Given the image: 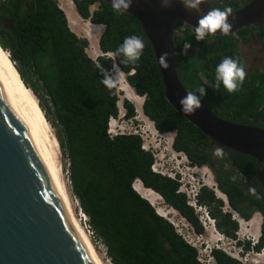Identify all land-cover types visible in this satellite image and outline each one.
Returning a JSON list of instances; mask_svg holds the SVG:
<instances>
[{
    "label": "trees",
    "instance_id": "obj_1",
    "mask_svg": "<svg viewBox=\"0 0 264 264\" xmlns=\"http://www.w3.org/2000/svg\"><path fill=\"white\" fill-rule=\"evenodd\" d=\"M77 13L105 31L99 40L104 56L91 59L86 39L75 35L67 24L57 0H5L0 5L6 17L12 18V31L0 23V47L8 51L23 85L37 100L63 158L67 159L70 196L84 214L92 237L106 250L111 264H201L197 250L187 243L154 207L133 189L140 181L145 189L159 195L163 203L183 218L197 235L204 229L179 183L151 171V153L142 149L138 135L108 134L110 119L119 115L120 93L112 85L101 83V69L118 65L133 92L144 98L142 113L159 134L174 133L172 148L185 154L192 167H208L214 173L218 191L226 197L228 208L244 221L255 213L262 216L261 235L254 245L237 239L238 223L225 211V204L215 191L199 189L198 205L204 207L214 221L216 231L233 240L245 251H264V192L258 182V163L251 157L229 150L223 157L214 154L218 146L165 99L164 87L150 45L140 24L130 15L114 12L108 4L95 0H72ZM98 3V10L90 7ZM1 18V15H0ZM178 20L175 30L181 29ZM182 31V30H181ZM131 35L142 37L145 48L136 64L122 63L117 49ZM177 49L192 45L195 35L185 27L182 35L174 34ZM232 45L235 46L234 40ZM213 45V44H212ZM214 46H217L214 44ZM205 52V53H204ZM204 57H179L176 51L177 75L185 89L192 92L203 86L201 103L213 115L237 125L264 128L259 120L264 115V74H258L261 85L250 90L244 81L236 92L217 87L216 66L226 57L240 62L234 50L202 49ZM110 56V57H108ZM113 58V59H112ZM203 72L199 73V70ZM210 75L212 87L204 84ZM263 79V80H262ZM196 95H200L199 92ZM255 100V106L253 105ZM126 119L135 116L132 104L124 100ZM218 165L213 171L212 165ZM72 200V198H71ZM215 264H243L220 249L211 250Z\"/></svg>",
    "mask_w": 264,
    "mask_h": 264
},
{
    "label": "water",
    "instance_id": "obj_2",
    "mask_svg": "<svg viewBox=\"0 0 264 264\" xmlns=\"http://www.w3.org/2000/svg\"><path fill=\"white\" fill-rule=\"evenodd\" d=\"M95 1L112 7L111 0ZM211 9L207 0L199 11L186 8L179 0H173L168 7L159 0H133L129 13L125 14L140 24L159 70L167 102L218 146L253 158L258 163L256 174L264 192L263 128L220 119L202 103L192 115L181 111L180 101L190 91L177 75L175 25L181 20L182 28L195 29L198 20ZM229 22L233 29L228 35H234L240 27L264 26V0H254L232 13ZM219 35L224 34L218 30L211 36ZM164 53L168 54L167 58L162 57ZM0 264H93L60 201L48 150L33 122L13 97L1 71Z\"/></svg>",
    "mask_w": 264,
    "mask_h": 264
},
{
    "label": "rangeland",
    "instance_id": "obj_3",
    "mask_svg": "<svg viewBox=\"0 0 264 264\" xmlns=\"http://www.w3.org/2000/svg\"><path fill=\"white\" fill-rule=\"evenodd\" d=\"M57 3H58V6L61 7V9L63 10L64 14H67V15L70 11L69 9L74 8L72 0H57ZM97 8H98V5L95 4L92 6L91 10L94 11ZM73 10H75V8ZM67 24H68V27L70 28V30L75 35H77L78 37L83 38V39H85V38L89 39V46H88L86 52L90 58H92L93 60H96L101 55V52L98 49V40L100 39V36H99V32L97 30H95V28H94L95 26H93V24H91L88 20H85V19L79 17L78 15L77 16L76 15L71 16V14L68 15ZM96 56H97V58H95ZM122 77H123V81L126 83L125 76L123 75ZM119 79H120V77L118 76V74H115L113 86L120 93L119 102H118L120 114L118 115L116 120H113L111 122V125H110L111 135L114 136L116 134H121V133L128 134V133H133L135 131V132H138L143 138H146V136L149 138L148 135H146V136L143 135L145 128H147V130L148 129L152 130V131H150V135H151V138L153 137V139L149 138L148 141H152L151 147L154 148L153 152L154 151L157 152L159 162L161 164L164 163V165L166 167V169H164V172H166V174H172L170 172V170L173 169V167H175L173 158L177 159V154L184 157L183 154L179 153V152H175L173 150V148L171 147V144H170L171 141L169 139V136H167V135L159 136L160 135L159 133H157L158 135H156V133H155L156 130L154 129L153 123L149 119H147L145 116H143V114L140 110V107H142V101H141L142 98L136 96L134 94V92L132 91V89L129 87L127 89L130 91V93H132V95H135L134 97H136L138 101L132 102L129 100V102L132 104L133 111L135 114L133 121H128V119L125 118V116H124L125 115V109L123 108V101L127 100V98H126V93H124L123 91L120 90V88L123 87V85L121 84ZM151 123H152V125H151ZM49 128L52 131L51 133L54 137V130L50 126H49ZM55 154L57 155L56 156L57 164H58V166H60V169L62 168L61 169L62 177H64L63 181L67 185V187L69 188V186H70V182L68 180L69 175H68V172L66 171L67 167H68V162H67V159L63 158L58 143L56 145ZM172 155H174L175 157L172 158ZM60 162H62V163H60ZM183 163L186 164L187 162L184 160ZM191 174H194L193 178L196 182H200V183L203 182V183H206L208 185H211L212 187L214 186L212 184H215L214 174L208 167H206L204 169V171L202 169H198V170L196 169L192 173L190 172V175H189L190 177L192 176ZM189 181L190 180L188 179V182ZM217 195L219 197L225 198L223 196L224 194L222 195V193L219 194V192H217ZM71 198H72L71 201H72L73 207H74V212H75L76 216H78L80 218V216L78 215V209H77L78 205L76 204L74 197L71 196ZM157 208L159 210L161 209L163 211H166V214H164L165 216L163 215L164 216L163 218H165L168 222H172L176 226L175 230H177L179 235L186 242H188L191 246L196 248L197 253L199 255V259L202 262L205 263L206 261H208L206 256L211 250L220 249V250L224 251L226 254L230 255L231 257H234L237 260L241 261L243 264H264V251H261L259 253H255L252 251H250V252L245 251L244 249L239 247L235 241L227 239V238L223 237L221 234H219L215 230V227L213 229L207 222H205V226H204V222H203L204 217H202V214H198V217H199L198 219H199V221L201 220L200 223L204 229V232L202 235H197L192 230V228L189 226V224L187 222H185L179 216V214L177 212L173 211L174 213H172V212H170L171 214L168 213L169 211H172V210H170L163 203V201H161V203L157 204V206L154 207V209L158 212ZM224 210L225 211L227 210V212L230 213L232 215V217H235L234 219H238V221H240V217L237 216V214L235 212L231 211L228 208V205L225 206ZM158 214H160V213L158 212ZM259 216H260L259 214L255 213L249 221L239 223V225H238L239 230L237 233V238L240 242H248V240H252L253 238H255V239L257 238V236L259 235V233H258L259 224L261 225V216L260 217ZM82 224H83V222H82ZM87 234H88L91 242L93 243V246L95 247V250L97 251V254L99 255V257L103 261V263L104 264H111L107 258L105 247L100 242H98L96 239H94V237H92L91 233L89 234L87 232ZM250 235H252V236L249 237Z\"/></svg>",
    "mask_w": 264,
    "mask_h": 264
},
{
    "label": "clouds",
    "instance_id": "obj_4",
    "mask_svg": "<svg viewBox=\"0 0 264 264\" xmlns=\"http://www.w3.org/2000/svg\"><path fill=\"white\" fill-rule=\"evenodd\" d=\"M159 2L161 3L162 6L168 7L173 2V0H159ZM179 2L182 3L188 9L199 11L200 5L202 3H205L206 0H179ZM95 4L98 5V3H94L93 5H95ZM111 4H112V8H113L114 12H116L117 14L123 15L125 13H129V9L133 5V0H111ZM93 5H91V7H90V11L91 12H94V11L98 10V8H97L94 11H92L91 9H92ZM73 6H74L75 10H73L74 8L73 9L70 8L69 9L70 11H69L68 15L71 14L72 16H74V15H76V16L78 15L79 16V14L77 13V10H76L74 2H73ZM59 8L61 9V7H59ZM231 13H232V10L230 8H225V9L213 8L210 11H208L206 15H203L198 20V23L195 26V39L197 41H204L206 37H209V36L217 33L218 30H219L220 33H222L224 35L230 34L232 32V29H233V24L229 22V17L231 16ZM68 15L65 14L66 19H68ZM91 24H93V23H91ZM93 26H95L94 28H95V30H97L99 32V36L101 38V36L103 35V33L105 31V26L102 25V24H93ZM85 39L87 40V42L89 44V39L88 38H85ZM99 40H98V49H99ZM189 46H190L189 44H185V48H187ZM144 48H145V43H144L142 37L137 36V35H131V36L126 37L124 39L122 45H120L118 47L117 55L119 56V55L123 54L124 60L122 61V63L136 64L140 60V58H141V56L143 54ZM167 55H168L167 53H164L162 57L163 58H167ZM164 66L166 67L167 65L165 64ZM120 71H121L120 67L118 65H115V64L113 65L111 70L101 69V74L104 77L102 79L101 83L104 84L106 87L110 88L113 85V83H114L115 74H118ZM215 75H216L217 87H219L222 84L224 86V88L229 93H233V92L238 91L242 87V85H243V83L245 81V77H246V70H245L244 66L238 60L233 59L231 57H226V58H224L221 61V63H219L216 66ZM197 92H199V94H200L199 96L196 95ZM204 95H205V88L203 86L196 87L192 92H189L180 101L181 111L183 113H185V114H188V115H192V114L196 113V111L201 108V100H202ZM140 98H142V97H140ZM127 101H129V100H127ZM141 101H142V104H143L144 98H142ZM140 110L142 112V109H140ZM119 114H120V111H119ZM125 118H126V116H125ZM116 119L112 118V119H110V121L111 120H116ZM133 119H134V117L131 118V119H128V121H133ZM110 121H109V124H108V128H109L108 129V134L111 137L120 135V134H116L114 136L111 135V132H110ZM148 133H150V129H148ZM121 134H125V133H121ZM130 134H132V133H128V134H125V135H130ZM133 135H135V134H133ZM174 137H175L174 133H169V139L170 140H172V139L174 140ZM173 140H172V144H173ZM214 154L216 156H223L224 155L223 150L221 148H217L215 150ZM183 156L184 157H182V158H187L188 159V157L185 154H183ZM182 161H184V160H182ZM187 161H186L187 162L186 165L188 164L187 166H191L192 167L191 163L189 162V159ZM192 168H197V167H192ZM205 168L206 167L204 166V167H201V168H198V169H202L204 171ZM213 185H214V187H211L209 185L206 186V187H208L210 189H213L215 191L216 197L218 199H220L225 204V206H227V201H225L226 197L223 194L222 195L225 198L217 196L216 192H219V191H218V189L216 187V183L213 184ZM156 213H157V211H156ZM257 214H259L261 216L260 213H257ZM232 219L235 220L238 223V225H239V223L246 222L242 218H240V221H238L237 219H234V217H232ZM261 225H262V216H261ZM261 225L259 224V228H258L259 235L257 234L258 235L257 238L256 239L253 238L252 240H248L249 242L251 241L250 242L251 245H254V244H256L258 242V240L260 238V235H261ZM251 236L252 235H250L249 237H251ZM210 257H212L211 256V251H210V253L207 254L206 258L209 260Z\"/></svg>",
    "mask_w": 264,
    "mask_h": 264
},
{
    "label": "bare ground",
    "instance_id": "obj_5",
    "mask_svg": "<svg viewBox=\"0 0 264 264\" xmlns=\"http://www.w3.org/2000/svg\"><path fill=\"white\" fill-rule=\"evenodd\" d=\"M101 56H104V55L101 54L99 57H101ZM108 57H110V56H108ZM95 58H97V56ZM0 71L6 77L8 83H9V87H10V90H11L13 97L15 98V100L17 101L19 106L24 110V112L28 115V117L33 122V124L36 127L45 147L48 150V153H49V156L51 159V163H52V167H53V172H54V176H55V180H56V185H57V190H58V195H59L60 201L63 203L65 211L68 215V218H69L76 234L78 235V238L80 239V241L84 245L87 253L89 254V256L93 262V264H104L103 261L101 260V258L99 257V255L97 254V251L95 250V247L93 246V243L91 242V240H90V238L86 232L85 219H84L82 213L78 212V215L80 216V218H79L78 216H76V214L74 212V207H73V203L71 201V196L69 195L68 187L63 181L64 177H62V171H61L62 168L60 169V166H58L57 161H56L57 155L55 154V150H56L57 141L51 133L52 131L50 130L49 125H48L47 121L45 120L43 113L41 112V110L39 108L37 100H35V98L32 96L30 91L22 84L23 82H21L19 75L17 74V72H15V69L13 68V64L11 63V61H9V55H7V53H5V52H2L1 49H0ZM118 76L120 77L119 80H120L121 84L123 85V87H121L120 90L123 91L124 93H126L127 100H130L132 102H137L138 100L136 97H134L135 95H132V93H130V91L127 89L129 86H128V84H126L123 81V77H122L123 75L119 72ZM140 109H142V107H140ZM151 125H152V123H151ZM150 131H152V130H150ZM161 135L169 136V134H161ZM60 163H62V162H60ZM209 186H211V185H209ZM133 189H135V191L142 198L147 200L153 207H156L157 204L161 203V201H162V199L159 195H157L156 193H154L148 189H145L143 187V185L141 184V182L138 180L134 182ZM216 194H217V192H216ZM158 212L160 213V216H162V217H164L165 216L164 214H166V211H163L161 209L160 210L158 209ZM170 212L174 213L173 211H169L168 213H170ZM82 222H83V224H82Z\"/></svg>",
    "mask_w": 264,
    "mask_h": 264
},
{
    "label": "flooded vegetation",
    "instance_id": "obj_6",
    "mask_svg": "<svg viewBox=\"0 0 264 264\" xmlns=\"http://www.w3.org/2000/svg\"><path fill=\"white\" fill-rule=\"evenodd\" d=\"M254 0H207V2L213 8H230L232 13H236L247 6H249ZM5 0H0V5H2ZM231 13V14H232ZM0 23L1 27L4 30L12 31L14 28V21L12 18L3 16L4 11L0 9ZM184 26L177 32L178 36L182 35L183 30L185 31ZM182 30V31H181ZM191 33L195 35V29L190 28ZM180 34V35H179ZM5 33L0 32V37H4ZM234 40L235 46L232 45ZM213 44V45H212ZM217 45V46H214ZM231 49L234 50V53L238 56L240 63L244 66L246 70V77L245 81L250 87V90H255V87L260 86V83L256 81L261 80L258 74H264V26H247V27H240L238 30L235 31L234 35H219V36H209L206 37L204 41H195L192 45L185 48V44L179 46L176 51L179 52V57H186L190 56V58L194 57H204L205 55L202 53V49L206 51H218L221 49ZM205 53V52H204ZM197 57V58H199ZM202 70H199L198 74L203 72V67L201 66ZM263 80V79H262ZM210 75H206V79L204 80V84L207 86L212 87L209 83ZM243 86V85H242ZM253 105L255 106V100H253ZM264 105L261 106V110L263 109ZM259 124L264 125V115L259 120ZM217 148H221L223 153L229 155V150L225 149L221 146H214V153ZM223 157V156H221ZM213 171L218 170V165L211 164ZM214 174V173H213Z\"/></svg>",
    "mask_w": 264,
    "mask_h": 264
},
{
    "label": "built area",
    "instance_id": "obj_7",
    "mask_svg": "<svg viewBox=\"0 0 264 264\" xmlns=\"http://www.w3.org/2000/svg\"><path fill=\"white\" fill-rule=\"evenodd\" d=\"M113 120L110 121V125H111V122ZM156 135H158L156 132ZM132 134H135V135H138L141 140H142V149L146 152H149L152 154L153 156V159H154V162L153 164L151 165V171L155 174H159L161 176H164V177H168L172 180H175L176 182L179 183L180 187H179V192L183 193L186 195V198H187V201H188V205L190 207H192L197 216L198 214H202V217H204V226H205V222H207L213 229H214V221L209 217L206 209L200 205H198L197 203V196H198V193H199V189L203 186H208V184L206 183H200V182H196L193 178L194 174H191L192 176L190 177V172L192 173L194 170H198V168H192L191 166H187L186 164L183 163L182 160H186V158H182L181 155H178L177 154V159L176 158H173L175 157L174 155H172V158H173V161H174V164H175V167H173V169L170 170V172L172 174H166V172H164V169H166L164 163L161 164L159 162V158H158V155H157V152L154 151L153 152V147H151L152 145V141H148L149 138H151V135L150 133H148V130L147 128H145V131H144V134L143 135H148L149 138L146 136V138H143L138 132H133ZM159 136H163V135H159ZM153 139V138H151ZM173 140V139H172ZM172 140L170 144H172ZM172 147V145H171ZM182 158V159H181ZM187 161V160H186ZM188 162V161H187ZM191 178V179H190ZM188 179L190 180L188 182ZM226 201V199H225ZM77 203V202H76ZM78 205V204H77ZM79 209V208H78ZM172 210V209H171ZM173 211V210H172ZM80 213H82L80 210H79ZM84 219H85V228H86V231L90 234L91 231L89 229V226L87 225V219L86 217L84 216V214L82 213ZM160 215V214H159ZM162 217V216H161ZM201 217V218H202ZM199 218V217H198ZM183 219V218H182ZM184 220V219H183ZM185 221V220H184ZM186 222V221H185ZM201 222V220H200ZM174 228H176V226L172 223V222H169ZM216 230V229H215ZM177 232V230H175ZM178 233V232H177ZM179 234V233H178ZM92 235V233H91ZM210 253V252H209ZM197 260L201 263V264H215L214 262V259L212 257H210V259L208 261H206L205 263L202 262L200 259H199V255H198V258Z\"/></svg>",
    "mask_w": 264,
    "mask_h": 264
},
{
    "label": "crops",
    "instance_id": "obj_8",
    "mask_svg": "<svg viewBox=\"0 0 264 264\" xmlns=\"http://www.w3.org/2000/svg\"><path fill=\"white\" fill-rule=\"evenodd\" d=\"M72 16V15H71ZM69 21V20H68Z\"/></svg>",
    "mask_w": 264,
    "mask_h": 264
}]
</instances>
